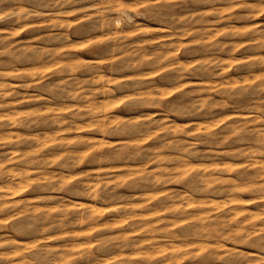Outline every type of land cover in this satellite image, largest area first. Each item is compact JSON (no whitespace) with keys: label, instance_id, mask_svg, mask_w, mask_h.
<instances>
[{"label":"clouds","instance_id":"clouds-1","mask_svg":"<svg viewBox=\"0 0 264 264\" xmlns=\"http://www.w3.org/2000/svg\"><path fill=\"white\" fill-rule=\"evenodd\" d=\"M0 24V149L15 146L0 152V264L94 247L119 264H264V0H0Z\"/></svg>","mask_w":264,"mask_h":264},{"label":"rangeland","instance_id":"rangeland-1","mask_svg":"<svg viewBox=\"0 0 264 264\" xmlns=\"http://www.w3.org/2000/svg\"><path fill=\"white\" fill-rule=\"evenodd\" d=\"M223 7H225V5L223 3H219L218 2V4L216 3L215 5H201L196 10L197 11H201V12H211V11H213L214 8L220 9V8H223ZM209 19H216V17L210 16ZM232 23H233L232 21H223V22H221L219 24H216L215 28L216 29H223V28L229 27ZM7 27H8V25H6V24H0V28H7ZM43 31H46V30H43ZM15 39L19 40V41H22V42H27L28 40L31 39V33L30 32L21 33V35L16 37ZM188 39L190 40L191 37H189ZM220 39L224 40V37H220ZM35 43H40V42L37 41ZM242 52H243V50H241V52L236 53L237 58H243L242 55H241ZM80 55L89 56V53H88L87 50H85L84 52H81ZM248 55H255V52L254 51H250L248 53ZM196 58L200 59L202 57H196ZM221 58L227 59V57L224 56L223 54H221ZM179 59L181 61H183V62H190V58H186L183 55H181L179 57ZM245 74L246 73L237 72L236 70H233L232 72L229 73V76L239 77V76L245 75ZM128 75H131V73H128ZM153 79L154 80H159L160 78L159 77H153ZM10 82L14 83V84L20 83V81H10ZM192 82L193 83H198L199 81L193 80ZM27 92H28L29 95L35 94V93H33V92H35V89H29V90H27ZM177 95H179V94H177ZM172 99H175V97H172ZM43 104H44V101H36V102H32V103H26V104H23V105H19L18 106V111H21V112H23V111H31V110L39 108ZM114 111L117 112V113H124L125 112L123 106L116 107L114 109ZM5 131L6 132L7 131H11V132H14V133H19L20 135L33 134L29 130L24 129V128H12V129H6ZM14 147L15 146H9L7 148L0 149V152L12 151V150H14ZM127 166L130 167V168H136L139 165H136V164H133L132 162H129ZM84 170H86V167H82L80 169V171H84ZM106 172L114 174L118 180L123 181L124 186L121 189L118 190L119 192L123 193V192L131 191V189L128 187V185L131 183V181L128 179L127 174L120 170V165H117L116 167H113V168H108V169H106ZM20 194L19 195H15L14 199L20 200V199H23L24 197L28 196L27 192H21ZM124 199H139V197L125 196ZM68 203H69L70 206L78 203L82 207H92V208H94V211L95 210L97 211V213H95V214L97 216H99V218H100L99 222H102L103 224L115 225V224L118 223V219H119L118 218V214L115 213L114 211H112L106 205L97 204L94 201H87V200L71 201V202H68ZM241 207L243 209L245 208V211L246 210L248 211V209H249V211L250 210L251 211H253V210L257 211V206L255 204L243 205ZM106 231H107V229H106ZM111 231L118 233V232L121 231V229L117 228V227H113L111 229ZM78 242H80L79 244L81 245V247H83L84 245H87L89 243L96 244V238H95L94 235L87 234V231L85 230V231L81 232V234L79 235ZM82 243L84 244L83 246H82ZM229 246H231V245H229ZM243 250L246 253L255 256L257 259L260 258L259 252H257L253 248H247V249H243ZM147 254H149V253H147ZM123 255L135 257V256H137L139 254L135 253V252H127L126 251ZM97 260H103V261L106 262V264H107V261L112 260L114 262V264H119V261L115 260V254H108V253H106L104 251H97V249L95 247L91 249V254L85 253L83 256H80L74 262V264H96ZM144 263L145 264H155V260H151V261L143 260V261L139 262V264H144ZM130 264H136V261L133 260V261L130 262ZM184 264H189V261L186 259L184 261Z\"/></svg>","mask_w":264,"mask_h":264},{"label":"bare ground","instance_id":"bare-ground-1","mask_svg":"<svg viewBox=\"0 0 264 264\" xmlns=\"http://www.w3.org/2000/svg\"><path fill=\"white\" fill-rule=\"evenodd\" d=\"M218 4V3H217ZM33 93H35V92H33ZM39 103V102H38ZM21 195V194H20ZM248 208V207H247ZM244 210H245V208H244ZM96 211V210H95ZM247 211V210H246ZM248 211H249V209H248ZM251 211V210H250ZM254 211V210H253ZM95 213H97V211L95 212ZM78 243H80V242H78ZM84 244L82 243V246H83ZM148 255H151L150 253L148 254ZM145 264V263H144Z\"/></svg>","mask_w":264,"mask_h":264}]
</instances>
